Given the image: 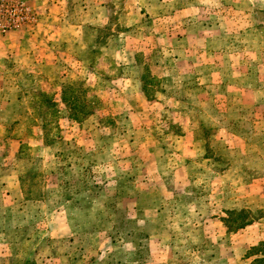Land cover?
Listing matches in <instances>:
<instances>
[{"label":"rangeland","instance_id":"obj_1","mask_svg":"<svg viewBox=\"0 0 264 264\" xmlns=\"http://www.w3.org/2000/svg\"><path fill=\"white\" fill-rule=\"evenodd\" d=\"M8 174L0 264H264V0H0Z\"/></svg>","mask_w":264,"mask_h":264},{"label":"crops","instance_id":"obj_2","mask_svg":"<svg viewBox=\"0 0 264 264\" xmlns=\"http://www.w3.org/2000/svg\"><path fill=\"white\" fill-rule=\"evenodd\" d=\"M19 143H17L16 145V142L14 143V145L11 146V149H10V152L13 154L11 156V159H15V157L17 156V154L20 152L21 148L23 147V143L18 141ZM13 174V173H12ZM0 181H2L4 184L1 185L0 187V194L3 195L4 198H6L9 202L11 200H13L14 203H16V197L17 198H20V197H25L23 198V201L25 203H28L26 202L28 200V198H26V192L24 191V186L22 185V179L20 176H10V174H8L7 177H4V179H1L0 178ZM7 184V186H6ZM12 189H11V188ZM11 191V193H10ZM2 197V196H1ZM7 201V202H8ZM4 208H0V211L3 212L2 210L3 209H6L5 207L6 206H3ZM3 225V224H2Z\"/></svg>","mask_w":264,"mask_h":264}]
</instances>
